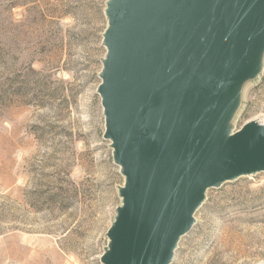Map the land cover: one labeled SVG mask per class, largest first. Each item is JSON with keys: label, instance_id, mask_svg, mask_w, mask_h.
Returning <instances> with one entry per match:
<instances>
[{"label": "rangeland", "instance_id": "rangeland-1", "mask_svg": "<svg viewBox=\"0 0 264 264\" xmlns=\"http://www.w3.org/2000/svg\"><path fill=\"white\" fill-rule=\"evenodd\" d=\"M107 0H0V264H103L122 205L97 92ZM264 126L259 69L230 132ZM169 264H264V171L208 188Z\"/></svg>", "mask_w": 264, "mask_h": 264}, {"label": "water", "instance_id": "water-1", "mask_svg": "<svg viewBox=\"0 0 264 264\" xmlns=\"http://www.w3.org/2000/svg\"><path fill=\"white\" fill-rule=\"evenodd\" d=\"M97 92L124 175L103 264H169L208 188L264 171V126L224 122L260 66L264 0H107Z\"/></svg>", "mask_w": 264, "mask_h": 264}]
</instances>
